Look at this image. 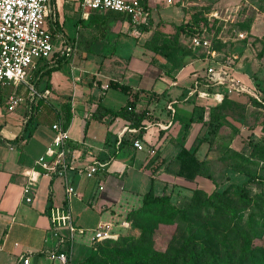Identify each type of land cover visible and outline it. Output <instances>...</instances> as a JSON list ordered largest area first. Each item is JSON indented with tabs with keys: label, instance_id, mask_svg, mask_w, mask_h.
Returning a JSON list of instances; mask_svg holds the SVG:
<instances>
[{
	"label": "crops",
	"instance_id": "obj_1",
	"mask_svg": "<svg viewBox=\"0 0 264 264\" xmlns=\"http://www.w3.org/2000/svg\"><path fill=\"white\" fill-rule=\"evenodd\" d=\"M75 1L52 0L57 8L59 29L63 25L62 18L66 17V6L72 4L75 7ZM80 9L78 20L81 23V19L88 18L89 12ZM114 28L109 29L110 37L103 40L96 51L99 55L93 58L94 62L89 59L91 50L85 56L80 55V62L75 54L69 59L73 91L66 99L56 95L61 83H70L69 77L61 73L62 67L34 81L38 91L46 96L42 100L57 113H62L63 103L71 102L73 119L68 128L70 138L66 147L69 168L63 174H53L41 165L51 159L48 149L53 146L56 134L52 126L62 119L56 118V112L45 116L46 110L38 102L37 124L29 137L19 140L25 133L27 135L28 105L21 103L8 109L6 100L12 89L1 91L0 264H24L25 258L29 259L28 264H62L50 258L51 253L62 246L48 211L50 206H68L75 224L82 228L75 213L84 216L90 206L102 215L106 211L119 213L124 221L126 213L133 207L124 206L126 192L142 200L153 178L157 192L163 190L157 188L159 184L163 188L168 185L169 189L170 184L163 179L185 186H192L198 180L189 181L177 176V155L183 146L191 147L196 137L204 134L200 114L203 112L204 120H208L211 108L223 100L220 92H209L210 84L206 82H214L213 91L225 90L215 78L218 72L210 71L216 62L209 58L201 62L200 58L186 54L169 59L147 45L152 38L150 29L140 33L127 28L123 32L120 27L113 33ZM126 37L133 38L136 45L135 54L124 57L118 54L117 47ZM84 58L88 61H83ZM107 60L118 67H104ZM176 61L179 62L177 66H168ZM87 62L92 63L93 68L86 83L83 72L88 68ZM59 75L65 81H58ZM246 76H250L248 70ZM110 82L127 85L138 92L135 111L138 114L146 110L147 113L139 124L121 117L113 120L111 114H106V109L118 110L134 99L133 92L109 86ZM112 88L128 94L127 102L119 107L115 100L109 101L112 104L106 102ZM135 139L142 140L144 150L135 147ZM206 144L201 146V151ZM151 149H155L154 154ZM96 162L104 166L96 175L88 177L86 167ZM68 186L73 187L74 193L67 194ZM130 200L133 199L126 196V202ZM114 229L120 232L115 226ZM64 230L59 228L61 233H65ZM71 253L75 264L74 245Z\"/></svg>",
	"mask_w": 264,
	"mask_h": 264
},
{
	"label": "rangeland",
	"instance_id": "obj_2",
	"mask_svg": "<svg viewBox=\"0 0 264 264\" xmlns=\"http://www.w3.org/2000/svg\"><path fill=\"white\" fill-rule=\"evenodd\" d=\"M132 1H137L138 11L141 12L135 19L117 12H89L88 18L81 19V23L78 20L81 13L80 0L75 1V7L72 4L67 5L66 17L62 18L63 25L60 30L68 42L75 43L73 55L75 54L77 61L80 62L82 60L80 55L85 56L87 51L91 50L89 59L90 62H94L92 60L99 55L96 51H99L102 41L110 37V28L115 27L113 33L120 27L123 32L128 28L141 33L144 31L143 27L148 26L152 33L149 48H153L158 42L165 43L175 57L186 54L200 58L201 62L207 58L216 62L214 71L226 76L225 79H220V85L224 86L225 90L213 91L214 82L205 80L210 84V93L220 92L223 99L225 98L219 108V119L223 126L211 136V148L207 143L203 151L200 149L199 156L206 161V171L192 186L178 184L169 179H163V182L170 184L168 192H173L172 203L187 208L193 204L196 188L206 191L209 195L213 192H222L232 185L229 197L235 206L245 209V219L251 212L258 213L260 218L264 212V181L253 182L250 178L258 176L264 178V0ZM149 18L153 19L152 24L149 23ZM53 42L56 46L61 45L60 38L55 37ZM135 45L131 37L121 39L117 47L118 54L124 57L135 54ZM83 61L88 60L84 58ZM107 61L104 67L107 65L118 67L114 66L115 63L110 64ZM69 62L62 64L61 73L69 77L70 83H61L59 92L56 93L64 99L73 91ZM178 64L176 61L168 66L173 68ZM87 66L83 72V82L86 83L93 64L88 63ZM246 69L250 72L249 77L246 76ZM60 80L65 81V78L59 75L58 81ZM25 89L27 91L22 92L27 96L30 89L28 86ZM111 100H115L119 107L127 102L128 94L112 88L106 96V102ZM55 101L57 102L56 99ZM204 127V135H207L212 125L205 122ZM159 187L163 189L161 184L157 186ZM243 189L251 197V201L243 199L241 196ZM128 195L134 201L130 200L127 203ZM124 199L126 207L128 204L131 207H139L142 201L136 199L135 194L128 192ZM87 209L88 213L84 216L75 213L78 221H81L80 224L87 230L86 235H76L74 239L75 263L84 261L92 248L97 249L100 255L105 254L111 258L131 255L135 248V243H131V240L137 241L146 230L150 233L143 235L153 242V248L158 251L180 248L188 240L191 225L195 226L198 223L202 225V229L195 233L199 241L215 246L223 237L220 232L221 223L217 220L207 222L191 218L187 223L181 222L180 219H170L158 208L143 209L135 216L131 227L128 225L125 227L129 228L123 229L120 226L123 217L119 213L106 211L102 215L95 207L90 206ZM98 222L112 223L122 234H126L128 229L130 232L120 238L121 240L111 242L101 240L93 245L92 237L100 225ZM64 231L66 234V229ZM256 242L263 243L262 240ZM241 245H238L234 259L238 257ZM224 253L225 251L222 254Z\"/></svg>",
	"mask_w": 264,
	"mask_h": 264
},
{
	"label": "trees",
	"instance_id": "obj_3",
	"mask_svg": "<svg viewBox=\"0 0 264 264\" xmlns=\"http://www.w3.org/2000/svg\"><path fill=\"white\" fill-rule=\"evenodd\" d=\"M148 15L150 16V13H148ZM149 23H153L152 18H149ZM143 28L144 30L150 29L148 26H144ZM150 42H148L147 45H149ZM152 49L160 51L169 57V59L175 58V56L170 53L169 47H166L165 43H161L160 45L157 44ZM68 61L69 59H66V61L61 60L58 65L46 68L40 77L60 69L62 64ZM109 86L119 87L125 92H133L134 99L129 100L125 106L118 110L109 111V109H106V114H111L113 120L117 117H121L126 120H132L135 124H139L146 117L147 113L146 110L138 114L135 111V100L138 97V92H134L131 87L118 82H110ZM1 91L2 90H0V99H2ZM38 102H40L41 107L46 110L45 116L56 112L54 111L55 109L44 102V100L40 99ZM223 103L224 101L211 108L209 118L206 121L204 120V113L202 112V114H200L199 119L201 122L204 124L208 122V124L212 125V128L208 129L207 135H204V132L201 137L197 136L191 147L183 146L180 149L177 155L179 163L177 176L189 181H196L197 178L202 176L206 171V161L199 157L198 152L204 143H208L209 148H211V136L213 134L215 135L223 126V123L219 119V108ZM37 106L38 105H36V107ZM36 107L33 109V112L28 115L29 117L25 127L27 135L25 133L19 140L25 139L32 134L37 124ZM99 107L100 105H98L97 111H95L96 113H98ZM96 113H94V116H97ZM56 118L62 119L64 128L70 126L73 119V109L70 101L62 104V113L56 112ZM250 181H264V178L259 176L251 177ZM231 187L232 185L222 192H213L209 195L206 191L196 188L193 194L192 206L190 208L178 207L172 203L173 192H168V185H165L161 192H157L153 178L149 190L142 196L141 205L131 208L124 217V221L128 222L129 227H131V224L135 220V216L140 214L143 209L150 210L158 208L161 212L166 213L170 219H180L181 222L189 223L191 218L202 219L207 222L217 220L221 223L220 232L223 237L219 244L215 246L197 239L195 233L202 229V225L198 223V225L195 226L191 225L190 230L188 229L190 235L185 244L172 251H158L154 249L153 242L146 239V235H143L144 233H150V231L146 230L142 232L141 237L137 239V241L131 240V243H135V248L131 251V255L122 258H111L105 254L100 255L97 249L92 248L84 261L75 264H264V212L263 215L261 214L262 216L260 218H258V213L251 212L247 219H245V209L235 206L229 197ZM203 195L205 196L204 199L202 198ZM241 196L245 201L252 200L244 189L241 190ZM62 207H66V205ZM52 208L53 206L48 208L50 215ZM129 227L123 226V229ZM126 231V234H128L130 229ZM126 234L119 232V237L117 239H103L102 241L111 242L113 240H121L120 238L127 236ZM257 240H262L263 243L258 244L256 242ZM96 243H93V245ZM239 244L242 245L239 249L238 257L234 259L235 251ZM72 248L73 245L69 241H66L59 248V251L68 252L71 256ZM223 251H225L224 254H222Z\"/></svg>",
	"mask_w": 264,
	"mask_h": 264
},
{
	"label": "built area",
	"instance_id": "obj_4",
	"mask_svg": "<svg viewBox=\"0 0 264 264\" xmlns=\"http://www.w3.org/2000/svg\"><path fill=\"white\" fill-rule=\"evenodd\" d=\"M81 8L86 12L102 11L117 12L136 18L138 11L137 1L132 0H81ZM57 8L52 0H0V90L12 89L7 96L8 109H13L21 103L28 105V115L33 112L38 101L46 96L40 93L36 86V80L42 72L49 67L56 66L66 61L75 51V43L68 42L58 28ZM60 38L61 45L56 46L54 38ZM213 68H210L211 72ZM217 80L225 78L220 72L215 74ZM35 81V82H34ZM26 86L30 94L20 92V88ZM27 91V90H26ZM23 93V94H22ZM29 117V116H28ZM55 131L53 146L49 147V161L41 163L42 167L53 174H63L69 168L66 147L69 141L68 128H64L62 121L52 126ZM134 145L138 150H144L142 140L135 139ZM155 153V149H151ZM104 166L96 162L86 167L88 177L96 175ZM68 195L74 193L73 187L66 189ZM76 194V193H75ZM51 219L56 228V235L64 242L72 245L76 235H86L87 230L75 224L70 208L53 207ZM128 222L122 221L121 226H128ZM66 229L67 233H61L59 228ZM119 233L115 231L112 223H104L96 229L93 243L103 239H117ZM53 261L62 264H74L68 252L56 250L51 253ZM29 259H24L28 264Z\"/></svg>",
	"mask_w": 264,
	"mask_h": 264
}]
</instances>
